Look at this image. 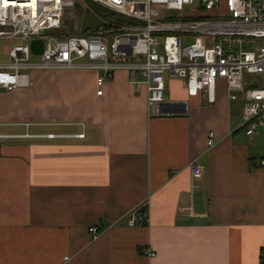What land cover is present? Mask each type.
I'll use <instances>...</instances> for the list:
<instances>
[{"label": "crops", "instance_id": "1", "mask_svg": "<svg viewBox=\"0 0 264 264\" xmlns=\"http://www.w3.org/2000/svg\"><path fill=\"white\" fill-rule=\"evenodd\" d=\"M101 75L0 89V264H264V128L246 135L241 98L220 81L210 104L168 75L166 100L186 107L151 118L146 88Z\"/></svg>", "mask_w": 264, "mask_h": 264}, {"label": "built area", "instance_id": "2", "mask_svg": "<svg viewBox=\"0 0 264 264\" xmlns=\"http://www.w3.org/2000/svg\"><path fill=\"white\" fill-rule=\"evenodd\" d=\"M87 2L129 24L104 22L108 26L97 31L68 35L67 14ZM0 40L22 43L0 63L2 90L29 88L34 71L101 72L100 88L125 71L135 92L146 88L150 117L168 118L178 109L165 98L168 75L183 80L190 96L206 94L210 104L217 83L225 81L230 99L242 100L246 135L264 128V0H0ZM35 40L43 42L41 55L32 52ZM214 137L210 133V147ZM258 166L264 168V157ZM191 174L200 180L204 168L193 165ZM148 222L144 206L128 219L130 227ZM90 233L97 236L98 228ZM143 253L157 256L151 249Z\"/></svg>", "mask_w": 264, "mask_h": 264}, {"label": "rangeland", "instance_id": "3", "mask_svg": "<svg viewBox=\"0 0 264 264\" xmlns=\"http://www.w3.org/2000/svg\"><path fill=\"white\" fill-rule=\"evenodd\" d=\"M106 10L102 9L100 6L87 2L86 5H82L77 3L73 12L69 13L65 19L66 32L68 35H85L89 32L97 31L104 22L110 23V19L108 17L104 18ZM110 18L112 16L120 19L121 17L114 13H107ZM113 14V15H112ZM111 24V23H110ZM125 25L129 24L127 20H125ZM122 24V25H124ZM22 44L21 42H13L0 40V63H5L9 61L8 53L9 51L16 45ZM256 77V76H255ZM220 81L217 83L219 84Z\"/></svg>", "mask_w": 264, "mask_h": 264}, {"label": "water", "instance_id": "4", "mask_svg": "<svg viewBox=\"0 0 264 264\" xmlns=\"http://www.w3.org/2000/svg\"><path fill=\"white\" fill-rule=\"evenodd\" d=\"M32 52L35 55H41L43 52V42L40 40H35L32 42ZM176 108L183 106L184 108L186 107L185 105L182 104H174ZM178 113V111L176 112Z\"/></svg>", "mask_w": 264, "mask_h": 264}, {"label": "trees", "instance_id": "5", "mask_svg": "<svg viewBox=\"0 0 264 264\" xmlns=\"http://www.w3.org/2000/svg\"><path fill=\"white\" fill-rule=\"evenodd\" d=\"M105 12V11H104ZM108 12H105V16L104 17H102V19L104 20V18H106V17H108L111 21H110V23L111 24H124L125 23V20L124 19H122V18H120V19H118V18H114L113 16H112V18H110L109 17V15L107 14ZM108 25L107 24H102V27H107Z\"/></svg>", "mask_w": 264, "mask_h": 264}]
</instances>
